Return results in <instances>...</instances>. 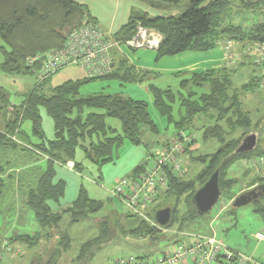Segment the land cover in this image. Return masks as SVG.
<instances>
[{"label":"trees","instance_id":"16d2710c","mask_svg":"<svg viewBox=\"0 0 264 264\" xmlns=\"http://www.w3.org/2000/svg\"><path fill=\"white\" fill-rule=\"evenodd\" d=\"M158 1L178 7L184 0ZM189 1L190 8L187 11L168 19L152 18L146 13L133 10L129 24L115 34L114 38L119 42L131 40L136 35L139 24L158 31L163 40L157 51V62L185 52H209L227 41L245 45L264 43V21L250 29L225 24L224 17L232 9L231 0ZM246 5L249 7L254 4L249 2ZM87 9L72 0H0V41L3 44L0 47L1 72L13 76L34 75L27 67V60L38 54L63 48L67 35L90 18ZM113 70L111 75L101 78L68 81L55 87L50 95L43 88L51 78L42 84L36 83L20 106L13 107L9 92L0 86V153L11 155L28 152L36 156L31 161L33 166L47 157L44 168L38 165L32 169L27 167L22 174L19 171L9 172L12 170L8 169L10 163L0 164V198L8 193L7 189L12 188L13 194L17 191L24 210L35 213L36 223L41 228L34 235H14L12 243L35 249L43 241L57 239V248L50 249L45 255H35L30 264H60L63 255L73 248V238L67 230H61L64 217H68V227H72L92 219L105 208L103 201L91 199L86 188L82 187L70 207L55 211L52 204L60 207L67 191L66 182L57 180L56 165L67 166L69 162H73L74 171L82 174L84 164L77 162V151L81 149L85 160L94 164L100 172L104 165L114 160L115 151L127 141L134 146L143 144L142 126L150 128L154 135L159 133L158 126L149 113L148 103L102 92L90 97L81 95V89L91 82L114 80L124 86L145 83L151 76L149 72H138L124 58L115 62ZM238 71L221 69L203 74L193 73L188 76L189 79L182 81L181 91L177 93L155 85L148 86L158 113L167 119L170 126L175 127L176 135L184 131L196 132V121L205 119L208 122L200 129L203 142L208 144L215 141L220 147L216 152L197 156L193 148L196 144L188 147L186 155L204 167L193 179L172 178L169 190L153 206L149 214L151 220L156 221V213L165 208L172 210L171 222L165 227H174L178 223L184 227L189 222L202 218L193 199L215 172L220 171L222 195L232 201L236 197L231 193L236 181L228 178L232 165L238 161L264 157V143L259 140L261 133H264V117L256 124L251 113L244 109L239 91L233 88V74ZM259 79L253 77L241 90L244 93L251 92ZM42 109L53 120V141H48L43 131ZM109 119L118 120L122 130L110 127L107 123ZM25 123H31L32 136L24 132ZM238 132L243 135L234 138ZM254 133L259 134L255 150L238 154L239 145ZM14 137L24 145L15 141ZM142 167L139 166L132 176L137 175ZM35 170V179L27 180L26 175H31ZM261 185H264V178L256 179L252 187ZM184 198L189 203L186 205V212L180 215ZM251 204L254 213L264 223V195ZM122 218L107 216L100 220V234L81 245L75 264L95 259L97 253L113 239L115 228L124 237L153 236L154 231L146 221L138 219L136 226L127 229ZM130 218L136 216L130 212L125 219ZM144 258L152 259H139ZM231 264L239 263L232 261Z\"/></svg>","mask_w":264,"mask_h":264},{"label":"rangeland","instance_id":"374dc122","mask_svg":"<svg viewBox=\"0 0 264 264\" xmlns=\"http://www.w3.org/2000/svg\"><path fill=\"white\" fill-rule=\"evenodd\" d=\"M82 2V0H78ZM149 2H159L158 0H148ZM252 3L254 5L247 6V3ZM259 3V4H257ZM116 2L113 4L115 6ZM164 4V3H163ZM166 5V4H165ZM190 1L184 0L181 4L183 10H187L185 6H189ZM232 9L224 17L225 24L233 26H241L244 29H250L251 26L260 24L264 21V0H231ZM0 41V47L2 46ZM2 61V55L0 52V64ZM79 67H68L65 70L60 71L58 74L59 78L55 81H49L45 84L43 88L44 92L47 95H50L52 90L55 87L63 85L66 80L71 79L77 81V79L84 78L83 71ZM67 74V76H66ZM259 70L255 66H245L241 68L238 72L233 74V88L234 90L239 91L240 99H242L243 107L246 111L251 113L253 122L256 124L258 121L262 120L264 117V98L260 91L259 83L255 84V89L251 92L244 93L241 87L244 84H247L249 81H252L253 77H259ZM66 76L64 80L60 78L61 76ZM184 77H182L183 79ZM182 81V80H181ZM180 81H175L174 79L164 78L162 81L153 80L151 82L147 80L145 83H136V84H126L122 86L119 82H112L110 87H102V83L96 84L94 86H85L82 89V95L85 97L90 96V92H101L104 93H117L122 97H132V99L141 100L149 104V113L152 116L153 121L159 127L161 134L154 135L151 133L150 128L142 126L141 128V139L143 144L139 146L132 145L129 141L125 143L123 147L115 151L114 160L104 165L100 172H98L94 166L89 161L84 159L82 151H78L80 163L84 164V171L82 174H78L74 171H69L66 166L56 165L57 180L62 179L67 184V192L65 197L62 199L60 207L52 204L55 211L60 209H65L70 207L72 203L78 196L80 187L83 185L86 188L91 197L102 200L106 203L105 211L101 212L98 216L102 217L104 212L106 214L109 211V208H112L121 216L128 214L127 209L124 208L123 204L118 200L111 198L110 190L115 187L117 180L128 178L132 176V172L139 167L141 164L146 163V158L152 153H156L158 146L162 145L164 140V135L166 130L173 132L174 127L169 126L167 119H165L161 114L158 113L154 103L153 97L150 92H146L148 85L153 84L156 87L163 89L170 88L174 91L179 90ZM36 77L31 76H13L5 75L0 70V86L4 87L7 92L10 94L11 102L15 105H20L27 96L31 93L32 89L35 88ZM150 93V94H149ZM13 107V105H12ZM12 107L10 111L12 112ZM176 114V112H175ZM42 120L52 121L45 109L41 110ZM208 121L203 119L202 124H207ZM107 123L111 127H117L122 130L121 124L118 120L109 119ZM27 127V123L24 127ZM262 126V125H260ZM47 128V123L45 124ZM47 138L51 139L52 135L46 129ZM53 133V132H52ZM201 134L199 133V136ZM241 132H238L234 135V138L241 137ZM260 142L264 143V133L260 135ZM160 147V146H159ZM198 155L201 153L209 154L216 152L220 147L217 142H209L206 148L204 147L203 141L200 140L198 143ZM160 149V148H158ZM19 153H11L3 155L0 153V164L5 165L10 163L11 169L9 172L19 171L20 174L28 166V161L26 157ZM30 157V156H29ZM184 160V170L185 176L184 179L190 180L193 179L198 172L204 167L203 164L194 162L191 160L189 155L183 157ZM27 161V162H26ZM30 162L31 167L35 165L45 167L44 163L34 164ZM43 164V165H42ZM21 166V167H20ZM25 166V167H23ZM32 169V168H31ZM37 174V170L32 171L31 175H26L27 180H34ZM229 179L236 181L234 184L233 190L231 191L232 195H244L245 193L251 191L248 190L255 183L256 179L264 178V169L261 171L256 170L252 171L245 162L238 161L232 165L229 175ZM97 180V181H96ZM93 181L95 183L93 184ZM246 189V190H245ZM8 193L3 195L0 198V255H4L3 264H30L31 259L38 254L45 255L47 252H50V249L57 248V239L50 241L41 242L38 248L32 249L27 245L12 243L11 238L17 234H36L38 231H41L40 226L36 223L35 213L31 210L23 208L22 200H18L17 191L13 194L12 188L7 189ZM242 191L245 193H242ZM182 209L180 215L186 212V205L189 201L183 199ZM17 202V203H16ZM21 202V203H20ZM234 202L231 201L224 195L220 198L219 202L212 208L211 212L203 215L202 218L189 222L184 227L180 226L178 223L174 227H162L160 225L150 226L153 229V236L142 237V238H133V237H124L118 228H115V235L113 239L108 242V244L97 253L96 258L93 260H87L82 264H115V261L120 258H143L149 257L155 259L156 257L162 255L166 248L181 242H189L190 239H193L196 236L206 235L211 236L213 231L217 232L218 239L222 242H225L232 249L243 248L244 250V239L243 236L246 235L248 238L255 242L256 244L262 243L255 241L254 237L257 233H264V223L253 211V204H248L246 207L235 208L233 205ZM17 204L16 206H14ZM227 205L231 206L230 208ZM108 208V209H106ZM126 217V216H125ZM93 220L90 219L85 221L83 224H77L72 227H68V217L65 216L64 220L61 222V230L68 231L71 237L73 238V248L67 254H64L61 260V264H72L75 261V257L78 256L81 245L86 241L96 237L97 233L94 234L91 226L94 225ZM139 223L138 218L130 219L129 222L124 220V226L128 229L130 226H136ZM212 225V226H211ZM211 227V228H210ZM56 233V232H55ZM54 235V234H53ZM55 236V235H54ZM7 241L9 246L14 249L13 252L17 253L14 256L11 253L3 250L4 242ZM246 250V249H245ZM75 264V262H74Z\"/></svg>","mask_w":264,"mask_h":264},{"label":"built area","instance_id":"2783aa9c","mask_svg":"<svg viewBox=\"0 0 264 264\" xmlns=\"http://www.w3.org/2000/svg\"><path fill=\"white\" fill-rule=\"evenodd\" d=\"M162 40L161 33L139 24L134 38L119 42L106 35L93 19L87 18L81 26L67 35L63 48L31 57L27 60V67L34 73L38 84L68 67L81 68L88 78H101L114 71V51L121 52L123 48L130 51H158ZM224 54V65L227 69L238 71L243 66L252 65L259 70V87L264 98V43L245 47L240 42L227 41ZM196 140L197 136L186 131L177 134L157 154H150L146 158V163L137 175L118 180L110 190L111 198L119 200L140 220L156 226L158 223L151 220L149 214L169 190L172 178L185 176L183 157ZM244 162L252 170L264 169V157H255ZM255 238L257 242H264V233H257ZM2 249L17 255L7 241ZM4 256L5 254L0 255V264H3ZM232 261L239 264H264L250 254L235 251L219 240L215 233L211 236H196L189 242H178L171 250L155 259L120 258L115 264H231Z\"/></svg>","mask_w":264,"mask_h":264},{"label":"crops","instance_id":"0c3cea01","mask_svg":"<svg viewBox=\"0 0 264 264\" xmlns=\"http://www.w3.org/2000/svg\"><path fill=\"white\" fill-rule=\"evenodd\" d=\"M72 1L73 2H77L78 4L87 7L88 8L87 11L90 14V18L93 19L96 22V24H99L100 28L102 29V31L106 35L112 36V37H115V34L120 32L124 26L129 24L128 22L130 20V17H131V14H132L133 10L139 11L140 13H143V14L146 13L152 18L160 17V18L168 19L170 17L179 16L181 13L187 11L190 8V5L189 6H185V8L187 10H183L181 8V4L178 7H175L173 5H169V4L165 5V4L159 3V2H155V3L149 2L148 0H82V2H80L78 0H72ZM115 2H116V4H115V6H113V4ZM251 44H254V43H250L249 45H245V44H243V45L245 47H248ZM225 46H226V42L225 43L223 42V43L219 44V46L216 47V49H214L212 51H209V52H204V53L185 52V53H181L180 55H176V56H173V57H170V58L161 59L158 62H157V51H152V50H149V49L139 50V51H135V50L134 51H130V50L126 49V48H123V50L121 52L114 51L113 52V56L115 58V62H117L119 58H121V59L124 58V59H126L128 61L129 65L132 66L134 69H136L138 72L142 71V72H146V73L147 72L151 73V76L149 78H147L148 81L151 80V82H152L153 80H157V82H158L159 80L162 81V80H164V78H170V77L172 79H174L176 82L180 81L178 83L179 90L175 91L177 93V92L181 91L180 90V85H181L182 81L185 80V79H189L188 76L192 75L193 73L203 74V73L209 72V71H217V70H221V69H227L226 66L224 65L225 64V54H224L225 53ZM114 67H115V64H114ZM81 71H83V70H81ZM59 73H60V71H59ZM59 73L55 74L54 77H52L49 81H52V80L55 81L56 79H58L59 78V76H58ZM83 74H84L83 75L84 78L77 79V80H83V79H87L88 78L85 71H83ZM66 76H67V74H66ZM66 76L63 75L60 78H62V80H64L66 78ZM153 76H155V77H153ZM182 77H184V78L182 79ZM68 81H73V80L68 78V80H66L65 83L68 82ZM113 81L114 80H112V82ZM73 82H76V81H73ZM101 82H103L101 84L102 85L101 88H105L106 84H108L106 86L108 88L112 84V82L101 80V81L91 82L90 85L94 86V85H96L98 83L100 84ZM114 82H118V81H114ZM36 83H38L37 80H36ZM65 83H63V85ZM150 85H153V84H150ZM60 86H62V85H60ZM86 86H89V85H86ZM57 87H59V86H57ZM82 89H81V92H82ZM161 89H163V88H161ZM163 90H172V89L167 88V89H163ZM195 90H197V89L195 88ZM197 91L202 92V90H199V89ZM101 92L104 93L102 90H101ZM101 92L94 91V92H90V94L91 95H96V94H101ZM146 92H149L148 88L146 89ZM107 94H110V93H107ZM113 94H117V93H113ZM113 94H111V95H113ZM81 95H82V93H81ZM88 97H90V96H88ZM152 97H153V95H152ZM123 98L132 99V97H123ZM132 100H134V99H132ZM136 100H138V99H136ZM136 100H134V101H136ZM138 101H141V100H138ZM153 101H154V98H153ZM12 105L13 106H20V105H15L13 103H12ZM46 123H47V128L45 127ZM201 124H202V120H197L196 123H195V125H196V130L195 131L196 132L192 133L195 136H197V140L195 142L196 145L194 144L195 146L193 147L194 150L196 151V156L198 155V152H199L198 148H197L198 143H199L200 140H202V136L201 135L199 136V133L200 134L202 133V131L200 129L203 127L204 124L202 126H201ZM172 127H174V126H172ZM112 128H116L118 131H120V129L117 128V127H112ZM45 129L48 132H50L49 136L51 134H53L51 139L47 138V135H46V139L48 141H53L54 138H55V131H54L53 122H51V121H47L46 122L45 119H44L43 120V131ZM23 130H24V132H26V134L28 136H32L31 123H27V127L23 126ZM158 131H159V133L157 135L159 136L161 134V131H160L159 127H158ZM45 134H46V132H45ZM175 136H176L175 127H174L173 132H169L168 129H167L166 132H165V135H164L163 143H162V145L160 143V145H159L160 147L158 146V148H161L164 144H167L170 141H172L173 138H175ZM13 139L15 141H17L19 144H23L20 141H18L17 138H15V137ZM213 142H215V141H213ZM203 144H204L205 148L208 145V144H205L204 142H203ZM158 148H157L156 153H152L153 155H155V154H157L159 152L160 149H158ZM78 151H77V153H78ZM80 151H82V150L80 149ZM20 153L24 157H26V160L28 161V162L27 161L26 162L28 164L31 161H34L36 159L35 155L29 154L28 152H20ZM78 155H79V153L77 154V162L80 163V158H79ZM199 155H201V153ZM203 155H205V154H203ZM83 156H84V159H85L84 153H83ZM46 159H47V157H46ZM46 159L44 158V160H41L40 162H36V164L40 163V165H41V162L45 164ZM140 166H143V164H141ZM27 167L32 168L30 165H28ZM66 167H67V169L69 171L70 170L74 171L75 165H74L73 162H69ZM137 168H139V167H137ZM133 172L131 174H133ZM94 183H95V181H93V184ZM82 187H83V185L80 187V190L82 189ZM255 188H257V186L250 187L248 190H251V189L253 190ZM67 190H68V188H67ZM242 193H245V191L244 192L242 191ZM88 194H89L91 199H93V200L95 199V198L91 197L89 191H88ZM236 197H234V199L232 200L233 202H234ZM96 200H98V199H96ZM100 201H102V200H100ZM123 206H124L125 209H127L125 207V205H123ZM105 207H106V203H105ZM227 207L230 208L231 206L227 205ZM106 209H108V208H106ZM108 210L109 211H107L106 214L104 212L102 217L98 216L101 212L99 214L95 215V217H93V220L91 221V222L95 223L91 227L92 228L95 227V229L93 230V233L94 234L97 233L96 236H98L100 234L99 233V224H100L99 221L100 220H102L103 218H107V216L117 217V218L121 216L119 213H117L112 208H109ZM103 211H105V208L103 209ZM127 212H128L127 215H129L130 214L129 209H127ZM127 215H125V216H127ZM125 216H122L123 217L122 218L123 223H124V220L127 221V222L130 221V220H126ZM136 218H138V217H136ZM214 233H215V235L218 238L217 232L213 231L212 234H214ZM255 236L254 237L252 236V238L256 241ZM94 238H96V237H94ZM133 238H135V237H133ZM243 239H244V241H242V242L245 243L244 244V247H245L244 250L241 247L240 248L238 247V248H236L234 250L235 251L237 250V251H239L241 253H244V254H247V255L250 254L256 260L262 261L264 263V242L256 244L255 242H252L248 238V236H246V235L243 236ZM0 241H1V238H0ZM172 247H173V245L167 247L165 252L171 250ZM65 254H67V253H65ZM75 260H76V257H75ZM74 262L75 261H73L72 264H74ZM60 264H61V262H60Z\"/></svg>","mask_w":264,"mask_h":264},{"label":"water","instance_id":"95a60500","mask_svg":"<svg viewBox=\"0 0 264 264\" xmlns=\"http://www.w3.org/2000/svg\"><path fill=\"white\" fill-rule=\"evenodd\" d=\"M259 134L254 133L246 137L243 142L239 145V149L237 150L238 154H244V152H252L257 147ZM264 195V185L257 186V188L245 193L244 195H240L234 200V207L242 208L246 207V205L251 204L261 196ZM222 196L221 188H220V171L215 172L207 183L199 189L196 193L193 204L197 207L199 215H205L211 212L212 208L219 202ZM172 210L170 208H165V210H160L156 213L155 219L156 222L165 227L171 222Z\"/></svg>","mask_w":264,"mask_h":264}]
</instances>
